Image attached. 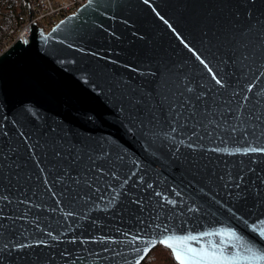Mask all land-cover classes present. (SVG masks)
Masks as SVG:
<instances>
[{
    "label": "water",
    "instance_id": "water-1",
    "mask_svg": "<svg viewBox=\"0 0 264 264\" xmlns=\"http://www.w3.org/2000/svg\"><path fill=\"white\" fill-rule=\"evenodd\" d=\"M30 32L0 56V264L170 237L264 264V0H87Z\"/></svg>",
    "mask_w": 264,
    "mask_h": 264
},
{
    "label": "built area",
    "instance_id": "built-area-1",
    "mask_svg": "<svg viewBox=\"0 0 264 264\" xmlns=\"http://www.w3.org/2000/svg\"><path fill=\"white\" fill-rule=\"evenodd\" d=\"M26 12L0 42V56L16 41L28 40L31 26L38 24L45 32H50L70 14L75 13L87 0H70L57 3L54 0H24Z\"/></svg>",
    "mask_w": 264,
    "mask_h": 264
},
{
    "label": "trees",
    "instance_id": "trees-1",
    "mask_svg": "<svg viewBox=\"0 0 264 264\" xmlns=\"http://www.w3.org/2000/svg\"><path fill=\"white\" fill-rule=\"evenodd\" d=\"M26 12L24 0H0V42ZM156 253V254H155ZM142 264H178L172 252L158 245Z\"/></svg>",
    "mask_w": 264,
    "mask_h": 264
},
{
    "label": "snow or ice",
    "instance_id": "snow-or-ice-1",
    "mask_svg": "<svg viewBox=\"0 0 264 264\" xmlns=\"http://www.w3.org/2000/svg\"><path fill=\"white\" fill-rule=\"evenodd\" d=\"M197 59H199V56H197ZM202 64L204 63L203 60L200 61ZM205 67L207 68V65L205 64ZM208 71L211 72V68H208ZM215 79V82L219 85L221 84V80L213 77ZM248 151L256 152V151H262L264 152V148L261 149H256V148H251L248 149ZM115 198V194L114 197ZM169 239L166 240H161L160 243L165 244L167 247L171 248L174 256L177 261H179V264H207L205 260V255L198 253L196 249H194L192 246H188L186 251L181 252L179 251L176 247H174V244H180L183 243L185 240H195L196 237H180L177 238L175 241L172 243L169 242ZM247 252L250 254L248 257L249 259H254V260H264V253L257 254L254 252L251 248L247 249ZM213 256H215V253H212Z\"/></svg>",
    "mask_w": 264,
    "mask_h": 264
},
{
    "label": "rangeland",
    "instance_id": "rangeland-1",
    "mask_svg": "<svg viewBox=\"0 0 264 264\" xmlns=\"http://www.w3.org/2000/svg\"><path fill=\"white\" fill-rule=\"evenodd\" d=\"M54 1L57 3H65V2L70 1V0H54Z\"/></svg>",
    "mask_w": 264,
    "mask_h": 264
},
{
    "label": "bare ground",
    "instance_id": "bare-ground-1",
    "mask_svg": "<svg viewBox=\"0 0 264 264\" xmlns=\"http://www.w3.org/2000/svg\"><path fill=\"white\" fill-rule=\"evenodd\" d=\"M156 254V253H155Z\"/></svg>",
    "mask_w": 264,
    "mask_h": 264
},
{
    "label": "crops",
    "instance_id": "crops-1",
    "mask_svg": "<svg viewBox=\"0 0 264 264\" xmlns=\"http://www.w3.org/2000/svg\"><path fill=\"white\" fill-rule=\"evenodd\" d=\"M68 2V1H67Z\"/></svg>",
    "mask_w": 264,
    "mask_h": 264
}]
</instances>
